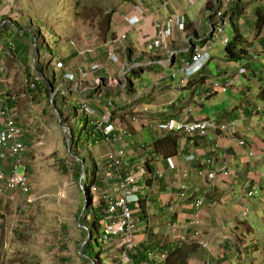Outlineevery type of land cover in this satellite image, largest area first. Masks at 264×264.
Here are the masks:
<instances>
[{"label":"crops","instance_id":"1","mask_svg":"<svg viewBox=\"0 0 264 264\" xmlns=\"http://www.w3.org/2000/svg\"><path fill=\"white\" fill-rule=\"evenodd\" d=\"M215 4L216 0H176L166 6L163 0L130 1L110 17V28L106 26L104 29L105 44L100 53L89 62H85L84 57L69 55L67 68L73 67V71H69L78 77L81 70L99 66L97 72L80 80L78 86L83 90L94 88L98 82H103L105 88L113 87L104 81L120 78L119 87L103 88V97L84 102L93 103L101 114L105 101L112 100L121 108L116 117L120 129L128 130L122 146L126 150V160L132 168H137V175L145 173L146 179L138 182L141 200L132 205L137 221L135 238L138 246L135 251L128 252L122 238H113L101 261L103 264H166L158 258L150 259L147 251L153 248L157 255L165 254V249H171L184 233L187 234V244H195L197 232L208 247H199L189 264H264V25L259 31L256 29V11L263 5L241 1V6L233 13L232 21L237 22L245 39L238 45V49L243 50L239 61L231 62L226 50L215 55L210 51L212 59L203 75L192 79L187 86L179 85L183 65L211 33L212 6ZM138 5L145 10L146 16L140 24L130 26L125 22V16L132 14ZM179 15L185 18V29H175L171 37L163 40L160 48H153L157 34L155 20ZM3 16L0 13V17ZM7 17L18 24L25 20L29 22L27 27L35 24L34 19L25 13H13ZM29 29L26 26L21 28L24 31ZM6 33L7 28L0 40H8ZM82 35L85 40L91 33ZM20 44L23 47L24 43ZM81 44L84 43L80 41ZM6 50L5 46L0 47V60L8 59ZM85 52L91 53L93 49L78 54L82 56ZM112 55L116 56V62L111 60ZM239 68H246V74H238ZM1 69L0 88L1 83L8 80L5 78L8 73ZM208 69L211 72L209 80L205 75ZM229 76L234 79L231 90L203 99L209 86L223 85ZM137 81L144 85H135ZM129 89L130 93L127 92ZM146 89L148 94L133 102ZM111 90L108 97L106 94ZM174 117L188 122L208 119L222 124L235 121L239 135L234 138L226 133L211 132L206 137H186L161 134L155 130L158 122ZM23 127L25 129L22 124ZM149 130L153 132V142L143 145L139 140L144 139ZM239 138H246L247 145L240 147ZM24 141L28 143L26 134ZM101 144L107 147L104 142ZM144 148L147 155L142 150ZM251 152L255 156L251 157ZM190 155L197 157L194 164L186 160ZM167 158H172L174 170L168 167ZM207 158L219 168L229 170L230 176L220 174L217 180L210 181L197 175L194 169L201 167ZM0 169L9 170L3 161H0ZM157 170L163 173L162 179L156 183L148 181ZM183 184L188 186L186 200L180 198ZM249 192H254L251 198ZM202 196L205 203L197 210L193 204ZM244 209L248 210L247 217L242 214ZM143 249H148L145 255L139 253Z\"/></svg>","mask_w":264,"mask_h":264},{"label":"rangeland","instance_id":"2","mask_svg":"<svg viewBox=\"0 0 264 264\" xmlns=\"http://www.w3.org/2000/svg\"><path fill=\"white\" fill-rule=\"evenodd\" d=\"M130 1L133 0H81L79 3L75 0H0V13L5 15L0 17V30L7 28L6 38L9 41L25 43L21 52H18L14 46L13 50H6L8 59L0 60V68L4 67V72L8 73L5 77L8 80L1 83L0 89L3 91V97L11 101L13 115L21 128L22 124L25 126L23 130L28 144L32 146L26 153L27 155L23 157V165L20 167V173H26L31 183V195L26 198L30 199V202H26L27 204L22 207L23 200L20 195H15L13 201L9 198L0 200V264H83L78 255L87 257L85 251L88 250L93 238L90 237V233L85 234V232L91 231L92 226L88 215H84V211H80L85 204L84 189L87 191L81 180L85 178L86 174L82 172L79 179L77 178L78 168L68 158L72 157L77 163H80L79 158H74L75 156L72 154L71 137L68 141L67 132L72 126H69L68 123H57L54 114L57 117L59 114L53 110L55 107L50 101L51 97L46 95L45 90L37 88L42 78L37 76L35 61L40 62L41 65L46 64V67L43 68L44 76L49 78L51 84L56 88L51 90V96L60 97L58 100L60 108L70 110L73 116L71 122L75 123L77 121L74 119L76 111L70 104H86L87 102L85 103L84 100L92 101L94 98L103 97L102 91L105 86L103 82H98V84H94V88L76 92V86L64 81L65 79L62 77L64 72L57 71L54 62L65 59L69 66L68 56L70 54H74L80 59L84 57L85 62H89L104 48L103 33L110 16ZM242 1L245 4L264 6V0ZM13 13H25L34 19L35 24L28 28L33 31L34 41L37 40L36 33L40 36L38 41L42 55L39 50H36L35 45L31 46L27 37L24 40L17 39L11 27L16 22H13L12 16H10L12 18L7 17ZM28 23L25 20H20V24H16L19 28H23L27 27ZM83 33L86 35L91 33V35L83 40ZM51 35L55 37V40ZM58 36L63 38V44L59 43ZM234 37V27L230 22L223 38L233 40ZM53 40L55 43L50 48L54 47L55 55L51 56L49 49L44 44H51ZM213 40L216 43L215 48L210 50L212 55L223 52L225 47L219 43V37L214 36ZM80 41L84 44L79 45ZM88 49H93V52H85L82 56L78 54V52ZM75 66L77 65L75 64ZM72 69L68 68L70 71H73ZM202 75L203 73L199 74L197 78ZM205 75L209 80L211 75L209 69L205 71ZM115 79V85L105 89L119 87L122 82L119 77ZM104 83L108 84L109 80ZM142 84V81L135 82V85L141 86ZM71 88L72 90H70ZM58 89H64L66 93L57 95ZM110 94H112V90L106 95L110 97ZM87 105L95 110V118H100L99 109L93 103ZM117 107L115 116L121 109L119 106ZM62 127L67 130L63 131ZM139 141L143 145L151 144L153 132L146 131L144 139ZM122 144L124 147L123 142ZM107 153L108 148L101 143L86 149L84 142L79 152L82 158L92 155L101 172L106 168L104 163ZM170 159L172 160V158ZM172 163L174 164L173 160ZM128 168L130 171H137L136 167L132 168L130 165L124 167L126 170ZM89 175H92L90 169ZM92 196L93 206L98 208L102 199L94 191ZM244 211L246 212V209ZM101 224L98 223L100 229ZM94 243L92 244L94 245ZM104 246L108 248V243H104ZM97 260L98 264H103L101 256Z\"/></svg>","mask_w":264,"mask_h":264},{"label":"built area","instance_id":"3","mask_svg":"<svg viewBox=\"0 0 264 264\" xmlns=\"http://www.w3.org/2000/svg\"><path fill=\"white\" fill-rule=\"evenodd\" d=\"M176 0H163V5L166 6L170 2ZM237 0H216L215 10L213 11V19L211 20L210 27L211 33L205 38V42L202 46L195 48L191 52L190 59L183 65L182 73L183 78L179 85L181 87L187 86L192 79L197 77L204 68L211 62L212 56L210 49L215 46L213 38L219 37V42L228 46L230 44L229 39H224V34L228 24L232 20L233 7ZM146 16L145 10L141 6H136L132 14L125 16V22L130 26L140 24L141 20ZM157 34L153 41L152 47L160 48L164 39H168L172 36L175 29H185V18L182 15L175 18H167L166 20H155L154 23ZM211 35V36H210ZM11 41L7 43V49L13 50ZM189 51V50H187ZM111 60L116 62L115 55L111 56ZM54 67L57 71H63L62 77L65 82H71L77 86L80 80H85L89 77L90 73L97 72L99 66H92L91 68H85L80 71V77L70 72L64 60L54 62ZM67 68V71H66ZM1 71H5L2 68ZM246 68H239L238 74H246ZM174 76V75H173ZM116 79L113 78L109 81L110 84L115 85ZM234 84L232 76L226 78L223 85L209 86L203 95V99L216 94H224ZM148 94V90H144L140 95H137L133 102L140 99L142 96ZM3 91L0 89V161L5 163L8 172L0 169V200L9 198L14 200L15 195H20L22 198L21 206L24 207L30 202V199H26L31 195V183L27 174L20 173V167L23 165V157L32 148L26 141H24L25 132L18 124L14 110L8 105L7 100L3 97ZM118 107L112 100H109L103 106L102 114L100 118H95V110L89 105L81 103L79 104L78 111L87 116L90 120V125L96 127L97 131L102 136V142L108 147L107 157L105 163L107 164L103 171L102 177L105 181V187L103 189L93 188L94 192L99 194L105 202L104 212V228L102 230V238L105 243H110L113 238L120 237L123 240V244L128 252L135 251L138 246L135 234L137 231V221L133 216L132 205L138 204L141 200L140 186L138 182L146 181L145 173L143 175H137L135 172L124 169L125 166H129L126 160V150L122 147V142L125 143V136L128 134V130L125 128L120 129V122H118L115 114ZM155 130L161 134H180L186 137H206L211 132L219 134H229L236 138L238 134L237 123L235 121L230 123L219 124L216 121L203 119L199 121L187 122L186 119L169 118L168 120L158 122L155 126ZM248 140L246 138L237 139V143L240 147L247 145ZM39 145V144H38ZM264 153V147L262 148ZM250 156H255V153L251 152ZM12 159V161H9ZM197 157L190 155L186 157L187 162L194 164ZM168 167L171 170L175 169L172 160L166 159ZM199 176H204L208 180L215 181L220 174L224 176H230L229 170L219 168L213 160L206 159L201 167L194 169ZM163 173L159 170L153 172L148 181L156 183L161 180ZM181 195L183 199H187L188 186L183 184L181 186ZM254 192H249L248 196L251 198ZM173 204H175L173 202ZM197 210L202 209L204 205V199L199 198L193 204ZM172 211L174 207L170 208ZM248 213V210L246 211ZM242 212L244 217H247V213ZM199 234H195L197 243L202 248H207L208 243L198 238ZM187 235L184 233L178 241L174 243V246L187 243ZM174 246L172 248H174ZM149 258H153L155 253L148 251ZM158 259L164 261L166 259L165 254L159 255Z\"/></svg>","mask_w":264,"mask_h":264},{"label":"trees","instance_id":"4","mask_svg":"<svg viewBox=\"0 0 264 264\" xmlns=\"http://www.w3.org/2000/svg\"><path fill=\"white\" fill-rule=\"evenodd\" d=\"M77 3H79L81 0H75ZM238 2H236V4L234 5L233 9L238 10L239 7L241 6V1L242 0H237ZM212 11L215 10V5L214 7L212 6ZM257 15H258V21L256 24V29L257 31L260 30V28H262V26L264 25V6L262 8H259L257 11ZM111 17V16H110ZM111 19L110 18L107 22V27L110 28V23H111ZM236 20V18H235ZM232 25L234 27V31H235V37L234 39L230 42V44L228 46L225 47L226 50V55L228 57V59L231 62H237L241 59L242 55H243V50H239L238 49V45L239 43H243L245 42V39L243 38V36L241 35V33L239 32V27L237 22H235L234 20L232 21ZM12 27V31L14 32V34L16 35L18 40H24L26 37L29 39L31 46L35 45L36 50H39L40 55L41 54V47H40V42L38 41V39L40 38V36H38V34L36 33L35 36L37 37V40L34 41L33 40V32L31 31V29H29L30 31H24L21 30V28L18 27V25L16 23H13ZM28 28V27H26ZM5 33V28L0 30V39L2 37V34ZM52 39L55 40V37L52 36ZM59 39V43L63 44V38L61 36H58ZM54 40L51 42V44H47L45 43L44 45L49 49L51 56L55 55V51H54V47L50 48L51 45H54ZM9 40L6 41H2L1 42V46H5L7 49V43ZM13 47L15 46L16 50L18 52H21V44L20 43H24L23 41H19V42H12ZM25 44V43H24ZM14 49V48H13ZM71 56H69L68 58L70 59ZM68 59V61H69ZM65 61V59H63ZM67 61V60H66ZM66 63V62H65ZM46 64L43 63L41 65V63L36 62L35 61V70L37 72V76H40V78H42V80L38 83L37 88L38 89H43L46 91V95L51 97L52 101V105H54V107L57 109L59 116L57 117L55 114L54 116L56 117L57 123L61 122V123H68L69 126V130H70V137H71V147H72V154L73 156H75L76 158H79L80 163H77L74 159H72V157H68L69 160L74 164V166H76L78 169L77 171H79V175L77 176V178L79 179L80 175L83 173L86 174L85 178L83 180H81V183L84 185L85 188H87V191L84 189L85 192V196H84V208H81L80 211H84V215H88V217L91 220V228L92 230L89 232H85V234L90 233V237H92L93 239L91 240V243L88 246V250H86L85 252H87L86 256L84 257L83 255H78L79 258L81 259V261L83 262V264H98V258L101 256V261L103 260V257L105 256V252L107 250L106 246H104V241L102 238V230L104 227V212H105V202L102 199L101 205L98 208H95L93 206V188H97V189H103L105 187V181L103 180V177L101 176V173L103 174V172H101V170L98 167V164L96 162V160L94 159V157L92 155H87L88 157L86 158H82L79 154L80 150L83 147V142L86 145V149L91 148L99 143L102 142V136L101 134L97 131L96 127L93 125H90V120L87 116L81 114L78 111V107L79 104H70L73 109L76 111V117H74V119H76L77 121L71 122V120L73 119V116L70 113V110H67L66 108H60L59 106V98L58 97H53L51 96V90H55L56 88L54 87V85L51 84L49 78H45L44 76V72H43V68L46 67ZM245 75V74H243ZM74 85V84H73ZM233 86V85H232ZM232 86L228 89L231 90ZM76 91L77 92H82L83 88L80 86H76ZM72 90V88L70 89ZM227 90V92H228ZM57 95H62L64 94L65 90L64 89H58L57 91ZM128 93H130V89L127 90ZM264 92V90L262 91ZM45 93V92H44ZM66 93V92H65ZM11 101L7 100L8 105L12 108V103H10ZM67 102V101H66ZM188 122V121H187ZM230 123V122H228ZM68 145V144H67ZM69 148V146H68ZM174 149V148H173ZM143 152H145V155H147L146 153V148L142 149ZM70 153V152H69ZM208 159V158H207ZM87 160V163H86ZM206 160V159H205ZM83 163V166H82ZM104 166L106 167L107 164L104 163ZM89 169L92 172V175H89ZM201 198H205V197H201ZM98 223H102L101 224V229H100V225H98ZM95 242V243H94ZM94 243V245L92 244ZM97 247L99 248V250L97 251ZM199 248V246L197 244H184L180 247L176 246L173 249H169V247H167L165 250L167 253V259H166V264H189L190 260L194 257L195 252L197 251V249ZM150 249V247L148 248ZM147 249V250H148ZM146 249H143L142 252L139 251L140 254H144ZM146 250V251H147ZM150 251V250H148ZM147 251V252H148ZM151 251H154L153 248ZM156 253V252H155ZM145 255V254H144ZM157 255V254H155ZM159 255V254H158ZM151 259V258H150ZM156 259V258H154ZM145 261V259H144Z\"/></svg>","mask_w":264,"mask_h":264},{"label":"clouds","instance_id":"5","mask_svg":"<svg viewBox=\"0 0 264 264\" xmlns=\"http://www.w3.org/2000/svg\"><path fill=\"white\" fill-rule=\"evenodd\" d=\"M233 13H234V9H233ZM232 21V20H231ZM187 235V234H186ZM188 239V238H187ZM188 242V241H187ZM175 243V242H174ZM186 244V243H185ZM195 244H197L199 247H201L200 245H199V243H197V240H195ZM182 245H184V244H182ZM182 245H177L178 247H180V246H182ZM176 246H174V248H175ZM202 248V247H201ZM171 249H173V248H171ZM204 249H206V248H204ZM154 252V251H153ZM155 253V252H154ZM156 254V253H155ZM161 255V254H160ZM165 255H166V259H167V254L165 253ZM166 259L164 260V261H161V262H166ZM160 260V259H159Z\"/></svg>","mask_w":264,"mask_h":264},{"label":"water","instance_id":"6","mask_svg":"<svg viewBox=\"0 0 264 264\" xmlns=\"http://www.w3.org/2000/svg\"><path fill=\"white\" fill-rule=\"evenodd\" d=\"M52 94H54L53 92H52ZM52 97H53V95H52ZM53 110L58 114V112H57V110H56V108H53ZM61 125V124H60ZM63 128V131H66L67 130V128H65V127H62ZM67 134H68V141H69V139H70V130H69V132H67ZM74 158H76V157H74ZM88 230V229H87Z\"/></svg>","mask_w":264,"mask_h":264},{"label":"bare ground","instance_id":"7","mask_svg":"<svg viewBox=\"0 0 264 264\" xmlns=\"http://www.w3.org/2000/svg\"><path fill=\"white\" fill-rule=\"evenodd\" d=\"M210 181H211V180H210ZM199 198H201V197H199ZM199 198H197V199H199ZM197 199H196V200H197ZM203 199H204V203H205V198H203ZM196 200H195V201H196ZM243 211H244V210H243ZM197 233L199 234L198 238H200V235H201L200 232H197ZM195 239H196V238H195ZM200 239H201V238H200ZM158 257H159V255H153V258H151V259H154V258L157 259Z\"/></svg>","mask_w":264,"mask_h":264}]
</instances>
